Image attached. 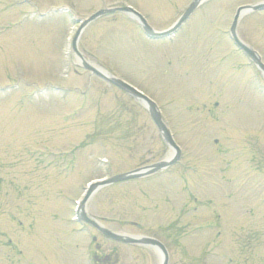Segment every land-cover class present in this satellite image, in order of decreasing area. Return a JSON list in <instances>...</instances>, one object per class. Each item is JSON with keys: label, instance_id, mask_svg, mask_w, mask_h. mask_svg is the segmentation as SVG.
<instances>
[{"label": "rangeland", "instance_id": "1", "mask_svg": "<svg viewBox=\"0 0 264 264\" xmlns=\"http://www.w3.org/2000/svg\"><path fill=\"white\" fill-rule=\"evenodd\" d=\"M191 1L0 0V264L161 262L73 220L88 181L173 149L142 101L69 47L92 11L127 2L165 29ZM262 1L206 0L164 39L120 10L80 35L85 59L150 95L181 147L169 168L99 185L85 209L163 241L168 264H264V74L229 33L239 5ZM237 32L264 60V9Z\"/></svg>", "mask_w": 264, "mask_h": 264}, {"label": "water", "instance_id": "2", "mask_svg": "<svg viewBox=\"0 0 264 264\" xmlns=\"http://www.w3.org/2000/svg\"><path fill=\"white\" fill-rule=\"evenodd\" d=\"M202 0H194L190 6L187 8V10L184 12V14L178 19L177 23L170 29L168 30L167 32H162V33H158V35H163V34H168L170 32H172L173 30H175L189 15L190 13L199 5V3L201 2ZM264 7V3H261V4H255V5H251V6H244V7H241L239 8V10L237 11V14H236V17H235V21H234V24L232 26V34L234 36V39L236 40V42L241 45L247 52L249 55H251L253 58V54L247 49V47H245L244 45H242V43L239 41V39L237 38L236 34H235V29H236V20L237 18L239 17L240 13H241V10L243 9H259V8H263ZM106 10H103V11H99L97 12L96 14L92 15L89 20L86 21L89 22L90 20L94 19L95 17L105 13ZM145 30L149 33H152L151 30L148 28V27H144ZM263 67V65H261ZM106 78L108 79H111L112 82H114L116 85L124 88L125 90L127 91H130L129 88L126 87V85L122 84L121 82L115 80V79H112V78H109L106 76ZM131 92V91H130ZM150 112H151V115L153 116L156 124L158 125V127L162 130V132L164 133V135L166 136V139L168 141V143H170L171 145H175V143L173 142L172 138L169 136V133L165 130L157 112L155 111L154 107L152 105H150ZM178 153V152H177ZM175 154L174 158L169 161V162H158L156 164H153L151 166H148L146 168H142V169H139V170H136V171H132V172H128V173H125V174H119V175H116V176H113L111 177L110 179L106 180L104 183H110V182H117V181H120V180H124V179H128V178H134V177H139V176H143V175H146V174H149L151 172H154V171H157L159 169H162L163 167L167 166V165H170L171 163L175 162L176 159L179 157L178 154ZM94 188H92L91 190L88 191V196L85 197V200L89 197V195L91 194V192L93 191ZM84 200V201H85ZM105 231V230H104ZM106 234L111 237V238H114L116 240H121V241H127V242H134V241H138V239H135V238H132L130 236H123V235H120V234H116V233H113L111 231H105ZM142 241H147V242H150L149 239H142ZM167 263V258L165 257L162 264H166Z\"/></svg>", "mask_w": 264, "mask_h": 264}, {"label": "bare ground", "instance_id": "3", "mask_svg": "<svg viewBox=\"0 0 264 264\" xmlns=\"http://www.w3.org/2000/svg\"><path fill=\"white\" fill-rule=\"evenodd\" d=\"M147 17H148V16H144L143 18H141V20H146V19L149 20V18H147ZM75 34H76V32H75ZM75 34H74V35H75ZM101 69L104 70L103 68H101ZM104 72H105V70H104Z\"/></svg>", "mask_w": 264, "mask_h": 264}]
</instances>
